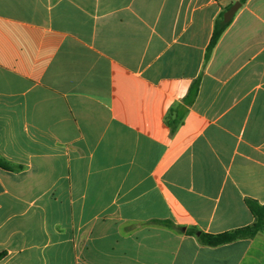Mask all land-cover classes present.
Masks as SVG:
<instances>
[{"label":"crops","instance_id":"obj_1","mask_svg":"<svg viewBox=\"0 0 264 264\" xmlns=\"http://www.w3.org/2000/svg\"><path fill=\"white\" fill-rule=\"evenodd\" d=\"M0 159V264H264L197 235L264 206V0H0Z\"/></svg>","mask_w":264,"mask_h":264},{"label":"trees","instance_id":"obj_2","mask_svg":"<svg viewBox=\"0 0 264 264\" xmlns=\"http://www.w3.org/2000/svg\"><path fill=\"white\" fill-rule=\"evenodd\" d=\"M229 25L230 24L224 23L223 17H221L219 20L216 21L213 37L207 51V58L210 57L211 52L213 51V49L215 48L221 36L223 35V33L225 32V30L228 28ZM197 93H198V84H195L192 86L188 96L185 98L184 104L192 105V103L196 99ZM180 108L171 109L170 111L171 115L174 112H176L175 118L173 119L170 118V120H168V124L173 130H176L179 127V125L183 122L185 116V111H182L183 108L182 109ZM0 167L4 169L10 168L2 159H0ZM247 205L255 218L253 224L246 227L238 228L233 231L224 232L221 234L214 235V234L201 233L200 235H198L199 242L204 246L217 247L238 240L253 239L259 233L264 232V206L260 205L255 200H248ZM191 233L192 235H194L196 232L191 231ZM4 256H5L4 254H0V260H2Z\"/></svg>","mask_w":264,"mask_h":264},{"label":"water","instance_id":"obj_3","mask_svg":"<svg viewBox=\"0 0 264 264\" xmlns=\"http://www.w3.org/2000/svg\"><path fill=\"white\" fill-rule=\"evenodd\" d=\"M241 7V3H235L225 14H224V23L229 24L233 18L235 17L236 13L238 12L239 8ZM201 233L198 232L197 235Z\"/></svg>","mask_w":264,"mask_h":264}]
</instances>
